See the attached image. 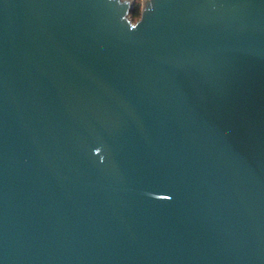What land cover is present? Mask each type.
Listing matches in <instances>:
<instances>
[{
	"label": "water",
	"instance_id": "1",
	"mask_svg": "<svg viewBox=\"0 0 264 264\" xmlns=\"http://www.w3.org/2000/svg\"><path fill=\"white\" fill-rule=\"evenodd\" d=\"M131 7L0 0V264H264V0Z\"/></svg>",
	"mask_w": 264,
	"mask_h": 264
},
{
	"label": "flooded vegetation",
	"instance_id": "2",
	"mask_svg": "<svg viewBox=\"0 0 264 264\" xmlns=\"http://www.w3.org/2000/svg\"><path fill=\"white\" fill-rule=\"evenodd\" d=\"M166 0H141V14H140V17L136 20V21H133L134 23L137 22L138 20H140L143 16V10L145 9V11L149 12L150 10L153 11V13H155L160 7H161V4L164 3ZM134 2L135 0H133V3H131L130 6H134ZM131 7V9H132Z\"/></svg>",
	"mask_w": 264,
	"mask_h": 264
},
{
	"label": "trees",
	"instance_id": "3",
	"mask_svg": "<svg viewBox=\"0 0 264 264\" xmlns=\"http://www.w3.org/2000/svg\"><path fill=\"white\" fill-rule=\"evenodd\" d=\"M141 14V0H135L134 6L132 7L129 16L132 21H136Z\"/></svg>",
	"mask_w": 264,
	"mask_h": 264
},
{
	"label": "rangeland",
	"instance_id": "4",
	"mask_svg": "<svg viewBox=\"0 0 264 264\" xmlns=\"http://www.w3.org/2000/svg\"><path fill=\"white\" fill-rule=\"evenodd\" d=\"M122 1H128L129 5H131V3H133V0H122ZM145 1V0H144ZM143 2V0H142ZM129 18V17H128Z\"/></svg>",
	"mask_w": 264,
	"mask_h": 264
},
{
	"label": "snow or ice",
	"instance_id": "5",
	"mask_svg": "<svg viewBox=\"0 0 264 264\" xmlns=\"http://www.w3.org/2000/svg\"><path fill=\"white\" fill-rule=\"evenodd\" d=\"M165 199H167V197H165Z\"/></svg>",
	"mask_w": 264,
	"mask_h": 264
}]
</instances>
